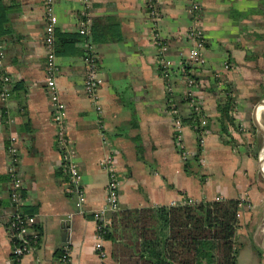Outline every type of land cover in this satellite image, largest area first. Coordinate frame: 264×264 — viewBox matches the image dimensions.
Listing matches in <instances>:
<instances>
[{
	"label": "crops",
	"instance_id": "crops-1",
	"mask_svg": "<svg viewBox=\"0 0 264 264\" xmlns=\"http://www.w3.org/2000/svg\"><path fill=\"white\" fill-rule=\"evenodd\" d=\"M193 1L202 19L204 64L188 63L184 74L179 64L188 61L192 47L187 27ZM0 6L7 17L0 23V31L6 29L0 36V92L3 87L9 90L7 98L0 96V175L7 174V144L14 135L24 200L35 207L40 236L19 264H59L64 243L70 246V264H119L110 240L103 239L104 259L94 249L92 211L105 202L107 172L100 160L108 151L114 155L120 207L169 206L183 196L196 201L216 196L242 200L236 214V262L248 264L255 254L254 264H264V0H157L155 14L144 0H89L102 78L100 112L84 90L83 41L65 44V52L57 54V85L65 103L70 147L82 174L83 211L67 190L68 176L55 142L44 81L41 0H0ZM53 8L56 30L77 33L85 8L81 0H54ZM115 34L119 38L99 39ZM156 37L163 42L162 55L173 63L170 95L157 65ZM4 74L14 82L5 84ZM192 74L196 82L191 88L207 124L197 159L196 133L190 124L182 126L187 172L168 107L172 102L181 114L188 113L185 81ZM226 85L235 97L234 126L229 125L232 143L222 135L218 120ZM8 186V181L0 182V197L6 196ZM11 250L0 220V264H14Z\"/></svg>",
	"mask_w": 264,
	"mask_h": 264
},
{
	"label": "built area",
	"instance_id": "built-area-1",
	"mask_svg": "<svg viewBox=\"0 0 264 264\" xmlns=\"http://www.w3.org/2000/svg\"><path fill=\"white\" fill-rule=\"evenodd\" d=\"M157 0H144L145 5L152 14L156 11ZM85 5L84 10L80 12V18L78 20L77 32L82 36L83 41V52L82 58L85 63L84 73V90L86 95L92 99L95 104V108L98 112L101 111V105L99 103L98 89L102 82L100 75V69L97 60L96 44L91 36V17L88 13L89 0H81ZM43 7V17L45 20L44 25V36L43 42L45 46V59H44V70H45V88L48 94L49 105L51 109L52 121L55 125V142L58 151L62 158V168L68 176L67 190L73 194L76 198V204L79 211H83V203L85 201V193L82 187V174L79 169L78 161L75 157L74 151L70 147V139L66 131V120H65V103L60 96V92L57 85V76L60 71V67L57 61V53L55 48V32L57 16L54 12V0H41ZM189 11L193 15L190 25L187 27V37L192 41V47L189 50L188 61L180 62V68L183 64H204V47L205 39L203 36L202 19L198 13L199 4L195 1L189 5ZM156 48L158 52L157 65L161 68V71L166 78V89L168 95L172 92V84L168 82L169 72L173 63L171 60L165 58L162 55L163 42L156 37ZM3 52L0 49V64H2ZM227 66V62H226ZM2 81L5 84L14 82V79L4 74ZM186 84L188 88L184 92V97L188 102V111L191 108L200 110L201 103L194 95L191 85H194L196 80L192 76H186ZM9 90L7 87H3L0 92L1 98H7ZM169 113L172 115L173 122V135L177 144V148L180 152L181 157L185 160L188 157V151L185 149L182 140V122L177 107L174 103H170L168 107ZM207 119L206 116H202L200 119V138L199 143H203V137L206 131ZM102 127V124H100ZM101 136L103 142L107 143V135L105 131L101 130ZM7 173L10 175L9 187L11 190V198L16 204V208L5 210L0 213V220L4 222L8 221L6 226V232L10 239L12 250L11 258L14 264H19L21 257L32 251L39 241V233L35 228V215L28 214L21 210L20 206L26 203L24 197L21 195V189L23 188L20 175L17 170V166L20 160V154L18 147L16 146V136L12 135L9 138L7 144ZM100 165L107 172V180L105 184V202L102 207L92 211L93 218L96 224L97 239L94 243V249L101 259H104L107 252L104 248L102 233L104 228L109 224L108 212L116 211L120 208L118 186L119 179L117 169L115 165L114 155L111 151H108L100 160ZM264 164H262L263 168ZM215 199H221L220 196H216ZM195 199L183 196L177 203L172 204H183L193 203ZM244 202L239 201V205L242 206ZM248 207L250 204H248ZM59 264H70V246L64 243L60 250Z\"/></svg>",
	"mask_w": 264,
	"mask_h": 264
},
{
	"label": "trees",
	"instance_id": "trees-1",
	"mask_svg": "<svg viewBox=\"0 0 264 264\" xmlns=\"http://www.w3.org/2000/svg\"><path fill=\"white\" fill-rule=\"evenodd\" d=\"M0 10V23L6 20L5 7ZM4 14V15H3ZM3 15V16H2ZM6 29L0 31V36ZM95 40H98L94 35ZM119 38L118 34L100 36L99 39ZM82 41L77 33L55 32L57 54L65 52L64 45ZM188 63L180 68L181 73L188 72ZM194 77L195 75H189ZM224 101L218 104V120L222 135L228 142L233 139L229 125L234 126L235 97L232 88L223 89ZM186 99V98H185ZM182 124H190L198 140V158L200 144V119L204 115L200 110L191 108L187 114H181ZM235 128H237L235 126ZM185 161V170L188 161ZM10 175H0V182L10 183ZM24 197V190L21 189ZM16 208L8 186L6 196L0 197V211ZM28 214H34L35 207L27 203L20 206ZM237 198L201 199L193 203L155 205L150 207H120L108 212L109 224L105 226L102 238L112 242V256L119 264L131 261L133 264H237L236 255L239 245L235 239L238 224ZM8 226V221H2ZM134 258V259H133Z\"/></svg>",
	"mask_w": 264,
	"mask_h": 264
},
{
	"label": "rangeland",
	"instance_id": "rangeland-1",
	"mask_svg": "<svg viewBox=\"0 0 264 264\" xmlns=\"http://www.w3.org/2000/svg\"><path fill=\"white\" fill-rule=\"evenodd\" d=\"M244 243H245V245H247V244H250L249 243V241H244ZM262 250H264V248H261ZM254 256H252V259L250 260V261H248V264H252V260H253V264H254V258L256 259V256H255V254H253ZM125 263L126 264H131V262L130 261H125ZM124 263V264H125Z\"/></svg>",
	"mask_w": 264,
	"mask_h": 264
},
{
	"label": "water",
	"instance_id": "water-1",
	"mask_svg": "<svg viewBox=\"0 0 264 264\" xmlns=\"http://www.w3.org/2000/svg\"><path fill=\"white\" fill-rule=\"evenodd\" d=\"M66 233V232H65ZM64 235V234H63Z\"/></svg>",
	"mask_w": 264,
	"mask_h": 264
}]
</instances>
